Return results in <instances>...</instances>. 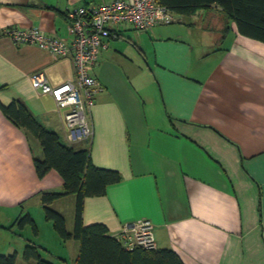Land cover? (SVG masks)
I'll return each instance as SVG.
<instances>
[{"label":"crops","instance_id":"0c3cea01","mask_svg":"<svg viewBox=\"0 0 264 264\" xmlns=\"http://www.w3.org/2000/svg\"><path fill=\"white\" fill-rule=\"evenodd\" d=\"M109 1L0 0V103L19 101L60 141L87 149L92 165L119 173L102 195L84 198V224L103 223L116 236L148 221L156 247L184 264H264V43L240 35L217 6L175 13L173 25L120 23L90 67L101 87L86 111L90 136L69 143L65 110L32 76L73 82L71 53L55 57L4 30L39 27L68 44L67 12ZM41 157L37 139L0 110V235L13 233L23 203L36 228L24 226L19 243L5 236L0 252H16L22 264L32 237L54 264H77L78 242L60 239L45 218L41 193L62 191L63 181L55 170L38 177ZM74 204L72 194L51 204L62 215L67 207L69 231Z\"/></svg>","mask_w":264,"mask_h":264},{"label":"trees","instance_id":"16d2710c","mask_svg":"<svg viewBox=\"0 0 264 264\" xmlns=\"http://www.w3.org/2000/svg\"><path fill=\"white\" fill-rule=\"evenodd\" d=\"M159 3L179 15H191L199 9L217 6L235 23L240 35L264 43V0H159ZM111 34L112 30L105 41ZM0 110L37 139L42 150V157L34 159L38 177L55 170L62 178V191L43 192L40 201L45 218L51 221L56 235L62 240L72 239L78 242V253L75 258L77 264H184L171 248L156 245L145 247L140 244L127 247L117 235L108 231L105 224L100 222L84 224L82 221L84 198L102 195L109 184L120 180L119 173L92 165L88 159L87 149H75L60 141L55 131L41 125L19 101L12 100L7 105L0 103ZM69 194L75 196L73 226L70 231L66 228L63 215L51 208L55 199ZM16 224L20 229L29 225L36 234L34 221L29 214L20 216ZM43 251L40 245L27 240L21 252L22 264H54ZM0 264H18L17 253H1Z\"/></svg>","mask_w":264,"mask_h":264},{"label":"built area","instance_id":"2783aa9c","mask_svg":"<svg viewBox=\"0 0 264 264\" xmlns=\"http://www.w3.org/2000/svg\"><path fill=\"white\" fill-rule=\"evenodd\" d=\"M70 43L56 35H48L39 27H6L4 34L18 44H34L48 50L55 57L71 53L74 81L52 85L43 74L32 76L35 87L41 94L52 97L56 106L64 109L63 125L66 140L89 138L91 130L86 111L93 105L96 93L101 89L91 74L99 52L106 45L110 30L120 23H129L135 29H149L158 24H169L175 13L159 3V0H111L89 8L77 7L67 14ZM118 238L133 247L140 244L154 247L152 226L148 221H138L126 226Z\"/></svg>","mask_w":264,"mask_h":264},{"label":"rangeland","instance_id":"374dc122","mask_svg":"<svg viewBox=\"0 0 264 264\" xmlns=\"http://www.w3.org/2000/svg\"><path fill=\"white\" fill-rule=\"evenodd\" d=\"M180 16H178V15H175V19H177L176 21H178V18H179ZM173 24H177V22H173V23H169V24H161V25H163V26H167V25H173ZM65 132V131H64ZM66 133V132H65ZM81 142V141H80ZM37 157V156H36ZM31 206V210L34 208V206L31 204L30 205ZM20 207L22 208V205H20ZM23 210L21 209V213H23V214H21L20 216H23L24 214H26V212L27 213H29L27 210L29 209L28 208V204L27 203H23ZM53 209H55V208H53ZM59 209V208H58ZM30 210V209H29ZM37 211L38 210H36L35 208L31 211V213L33 214V215H35V214H37ZM39 211H40V209H39ZM62 213H63V215L65 216V219L67 220V223H68V220H69V213H68V210H67V207H64L63 208V210H62ZM51 224V223H50ZM52 225V224H51ZM41 227V226H40ZM66 228L67 229H71V226L70 225H68V226H66ZM11 230H13V233L12 234H10V230H9V232L8 233H6V235H0V246H2V244H4L5 243V236H14V237H16L17 239V241H18V243L20 242V237L19 236H21V235H23L24 234V232H23V229H20V228H18L17 227V225H15ZM4 234V233H3ZM30 234V233H29ZM42 235L45 237V236H47V228H42ZM31 241H34L33 239H32V237L31 238H29ZM50 245L51 246H54V247H56V252L57 253H61L60 251H64L65 249H66V247H64V245H62L61 243H59L58 241L57 242H53V241H50ZM1 249V248H0ZM1 251V250H0ZM2 252H0V254H1ZM3 254V253H2Z\"/></svg>","mask_w":264,"mask_h":264}]
</instances>
